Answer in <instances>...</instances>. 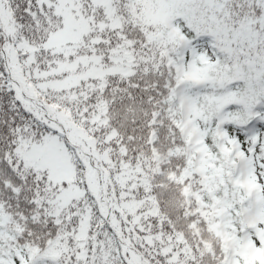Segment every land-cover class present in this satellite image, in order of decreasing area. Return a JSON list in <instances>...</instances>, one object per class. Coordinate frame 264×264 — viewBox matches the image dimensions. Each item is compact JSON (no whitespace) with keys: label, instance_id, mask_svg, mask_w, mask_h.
<instances>
[{"label":"snow or ice","instance_id":"snow-or-ice-1","mask_svg":"<svg viewBox=\"0 0 264 264\" xmlns=\"http://www.w3.org/2000/svg\"><path fill=\"white\" fill-rule=\"evenodd\" d=\"M0 264H264V0H0Z\"/></svg>","mask_w":264,"mask_h":264}]
</instances>
